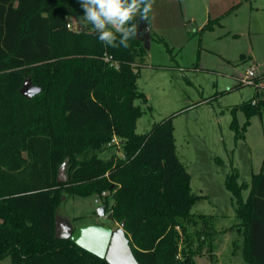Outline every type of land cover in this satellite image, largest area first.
Wrapping results in <instances>:
<instances>
[{
  "label": "trees",
  "instance_id": "16d2710c",
  "mask_svg": "<svg viewBox=\"0 0 264 264\" xmlns=\"http://www.w3.org/2000/svg\"><path fill=\"white\" fill-rule=\"evenodd\" d=\"M83 14L78 0H0V79L8 77L7 84L0 82V261L107 264L68 238H58L55 221L67 194L108 192L107 219L124 222L139 264H197L195 234L201 243L209 238L210 252L215 218L190 212L197 197L176 156L173 115L145 134L135 133L143 114L135 102L146 103L136 86L146 48L135 37L128 48L107 46L91 24L82 29L78 18ZM69 18L79 24L73 31L67 28ZM138 18L139 13L131 23ZM150 19L151 11L144 19L149 28ZM214 21L218 18L201 31L213 30ZM104 54L118 62V70L104 62ZM26 78L41 88L31 99L19 94ZM257 94L232 109L246 117L242 132L264 109V99L254 104ZM231 128L244 137L235 118ZM6 130L10 134L3 136ZM113 135L121 139L122 157L101 159ZM21 150L26 153L22 167ZM65 165L67 180L60 183ZM225 188L236 200L233 227L242 233L235 247L246 264H264V160L251 176L245 201V185L237 183L234 169ZM197 226L202 236L190 230Z\"/></svg>",
  "mask_w": 264,
  "mask_h": 264
},
{
  "label": "rangeland",
  "instance_id": "374dc122",
  "mask_svg": "<svg viewBox=\"0 0 264 264\" xmlns=\"http://www.w3.org/2000/svg\"><path fill=\"white\" fill-rule=\"evenodd\" d=\"M152 7V38L136 81L146 103L135 102L143 111L135 133L145 134L173 115L176 156L189 173L190 190L197 197L190 212L215 218L210 252L209 238L201 243L195 234L193 248L199 251L194 262L246 264L234 245L240 244L242 233L233 227L236 200L226 190L225 179L231 169L236 171L237 183L245 185L241 191L245 201L251 176L260 171L264 160V109L250 117L243 132L244 113H232L256 91L254 104L264 99V0H153ZM216 18L213 30L201 31ZM69 22L74 23L71 31L79 25L73 18ZM81 27L88 30V25ZM249 69L254 70L257 84H240ZM0 82L7 84V75ZM234 118L243 138L231 128ZM5 132L1 134H10ZM112 155L121 156V146L107 148L99 157ZM62 174L66 181V165ZM95 198L67 194L56 218L68 231L86 224L116 228L119 224L108 220L106 212L103 218L96 216ZM190 230L203 235L199 226Z\"/></svg>",
  "mask_w": 264,
  "mask_h": 264
},
{
  "label": "water",
  "instance_id": "95a60500",
  "mask_svg": "<svg viewBox=\"0 0 264 264\" xmlns=\"http://www.w3.org/2000/svg\"><path fill=\"white\" fill-rule=\"evenodd\" d=\"M135 25H137V35L134 37L147 50L150 41L149 26L142 18L136 19ZM40 91V87L34 86L30 78H26L19 90V94L25 99H31L39 94ZM57 181L60 183L65 181L62 168L58 174ZM106 209V205L98 206L95 213L96 216L103 218ZM55 224L58 238H68L72 244L104 260L107 264H139L131 251L130 240L124 231V222H121L114 229L101 224H86L78 226L71 231H68L58 218H56Z\"/></svg>",
  "mask_w": 264,
  "mask_h": 264
},
{
  "label": "clouds",
  "instance_id": "9594fccd",
  "mask_svg": "<svg viewBox=\"0 0 264 264\" xmlns=\"http://www.w3.org/2000/svg\"><path fill=\"white\" fill-rule=\"evenodd\" d=\"M78 3L84 11L78 18L79 24H91L98 39L114 48L129 47V40L137 35V25L131 23L134 15L139 13L146 19L152 7V0H78Z\"/></svg>",
  "mask_w": 264,
  "mask_h": 264
},
{
  "label": "built area",
  "instance_id": "2783aa9c",
  "mask_svg": "<svg viewBox=\"0 0 264 264\" xmlns=\"http://www.w3.org/2000/svg\"><path fill=\"white\" fill-rule=\"evenodd\" d=\"M74 26V24H71L68 22L67 28L71 29ZM103 60L106 64H108L111 68L118 70L119 69V64L118 62L114 61L111 56L104 54L103 55ZM255 78L254 76V70L249 69L246 71L244 77H241L239 79L240 84H248L252 83L253 79ZM122 142L121 139L118 138L117 136L113 135V137L110 139V141L106 144V147L108 149L110 148H119L121 146ZM122 157V155L120 156ZM109 196L108 192H102L100 195H96V198L94 199L93 203L97 206L101 205H106L104 204V200Z\"/></svg>",
  "mask_w": 264,
  "mask_h": 264
},
{
  "label": "crops",
  "instance_id": "0c3cea01",
  "mask_svg": "<svg viewBox=\"0 0 264 264\" xmlns=\"http://www.w3.org/2000/svg\"><path fill=\"white\" fill-rule=\"evenodd\" d=\"M153 1V0H152ZM71 23V22H70ZM71 24H74L73 22L71 23ZM153 27H154V16H153V7H151V19H150V35H151V32L153 33ZM151 39V38H150ZM26 153H25V151H23V150H21V151H19V158H18V160L21 162V167L26 163ZM20 162H18V164L20 163ZM12 167H14L13 165H12ZM20 167V168H21ZM7 168V166H6V164L5 165H3V169H6ZM13 169V168H12ZM19 169V168H18ZM14 170V169H13ZM78 227V226H77Z\"/></svg>",
  "mask_w": 264,
  "mask_h": 264
}]
</instances>
